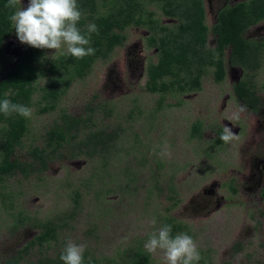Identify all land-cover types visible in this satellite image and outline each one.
<instances>
[{"label":"rangeland","instance_id":"obj_1","mask_svg":"<svg viewBox=\"0 0 264 264\" xmlns=\"http://www.w3.org/2000/svg\"><path fill=\"white\" fill-rule=\"evenodd\" d=\"M21 3L27 7L29 0ZM209 6L205 0L213 49ZM151 10L162 24L177 23L155 6ZM125 34L108 59L97 60L85 78L71 83L55 111L31 108L29 133L12 160L32 168L0 179V264L17 256L46 221L59 227L57 239L32 248L23 263L57 257L69 240L85 245L87 254L120 263L129 250H146L149 235L170 218L186 226L205 264H264V57L253 78L262 102L257 112L234 94L245 71L230 65V50L224 81L216 82L210 70L201 91L167 95L159 105L160 95L145 88L147 66L157 61L156 50L147 45L148 30L129 27ZM245 37L264 41V21ZM26 46L15 32L6 41L3 74ZM64 52L66 46L49 50L47 57ZM90 107L96 127L120 135L109 164L65 152L41 171L29 150L44 147L61 112L84 117ZM196 122L202 124L200 139L191 136ZM225 127L235 138L219 142L217 131ZM20 217L30 221L20 226ZM150 254L152 264H165L162 252Z\"/></svg>","mask_w":264,"mask_h":264},{"label":"trees","instance_id":"obj_2","mask_svg":"<svg viewBox=\"0 0 264 264\" xmlns=\"http://www.w3.org/2000/svg\"><path fill=\"white\" fill-rule=\"evenodd\" d=\"M7 2L0 0V100L7 98L29 108L36 107L39 114L55 111L71 83L85 78L97 60L108 59L117 47L122 46L127 38V28L138 27L148 30L147 45L157 52V61L147 66L145 88L152 94L160 95L159 105L167 95L201 91L203 78L210 70H213L216 82L224 81L227 75L226 51L230 50V65L245 71V77L234 85V94L254 112L261 106L253 78L262 65L264 43L247 40L244 34L251 26L264 20V0H253L222 10L213 28L216 37V47L213 49L208 45L210 31L205 23L203 0H77L82 11L78 23L82 34L89 35L86 26L90 23L98 28V32L90 34L89 46L95 49V54L76 59L64 52L54 59H48L49 49L27 45L15 66L3 74L4 46L15 32L9 17L16 9L6 7ZM153 6L177 23L162 24L155 19V12L151 10ZM89 110L90 115L84 117L61 112L59 120L46 132L44 147L29 150V156L39 164L41 171L65 152H69L71 158L84 155L109 164L120 135L96 127V110L91 107ZM29 124V118L15 113L9 116L0 113V179L16 172L25 173L27 168H32L29 163L12 160L29 133ZM86 129L88 132L82 137ZM222 132V129L217 131L219 142H222ZM201 135L202 124L196 122L192 126L191 136L200 139ZM79 198L80 194L76 193V203ZM170 219L165 224L172 226L173 237L185 233V225ZM28 221L30 218L20 217L18 224L21 226ZM36 227L41 229L39 235L17 256L3 264H26L23 263L24 256L32 248L43 247L57 239L59 227L54 222H40ZM61 253L57 257H45L28 264H63ZM116 262L84 253V264H152V257L138 247L129 250L120 263ZM194 264L205 263L195 261Z\"/></svg>","mask_w":264,"mask_h":264},{"label":"clouds","instance_id":"obj_3","mask_svg":"<svg viewBox=\"0 0 264 264\" xmlns=\"http://www.w3.org/2000/svg\"><path fill=\"white\" fill-rule=\"evenodd\" d=\"M17 5L20 7L17 8ZM6 7L16 9L9 19L21 43L56 51L66 46L67 53L76 59L95 54V49L89 46L90 34L98 32V28L90 23L86 26L89 35L82 34L78 27L82 11L77 0H29L27 7L22 6L21 0H8ZM0 113L5 116L15 113L29 118L32 109L5 98L0 100ZM234 138L232 130L225 127L220 139L229 142ZM166 154L171 155L170 152ZM152 223H155L154 219ZM144 247L149 253L162 252L165 264H194L200 259L195 240L187 233H178L173 237L172 226L167 224L152 232ZM85 251V245L69 240L60 259L63 264H84Z\"/></svg>","mask_w":264,"mask_h":264},{"label":"flooded vegetation","instance_id":"obj_4","mask_svg":"<svg viewBox=\"0 0 264 264\" xmlns=\"http://www.w3.org/2000/svg\"><path fill=\"white\" fill-rule=\"evenodd\" d=\"M203 1H204V8H205V23H206V7H205V0H203ZM216 1H217V3L214 4V3L212 2V0H208V3H209V5H210V6H209L210 13L214 15V19H215V25H214V27L216 26V24H217V22H218V16H219V14H220V12H221L222 10L227 9V8H233V7H235V6H237V5L241 4V3L251 2V1H253V0H216ZM229 3H230V4H229ZM263 21H264V20H263ZM263 21L257 23V24L254 25V26H251L250 28L257 26L258 24L262 23ZM214 27H213V28H214ZM250 28H249V29H250ZM249 29H248V30H249ZM248 30L245 32L244 37H245L246 33L248 32ZM209 31H210V29H209ZM212 32H213V29H212ZM213 34H214V32H213ZM214 35H215V34H214ZM245 39H247V38L245 37ZM247 40H249V39H247ZM254 41L260 42V43H262V44L264 43V41H260V40H254ZM263 57H264V54H263V56H262V60H263ZM241 69H242V68H241ZM260 108H261V106H260ZM260 108H259V109H260ZM258 111H259V110H258Z\"/></svg>","mask_w":264,"mask_h":264}]
</instances>
